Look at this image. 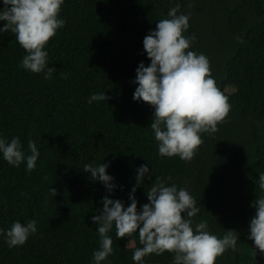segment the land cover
<instances>
[{
	"label": "trees",
	"instance_id": "1",
	"mask_svg": "<svg viewBox=\"0 0 264 264\" xmlns=\"http://www.w3.org/2000/svg\"><path fill=\"white\" fill-rule=\"evenodd\" d=\"M176 2L64 0L58 15L65 23L45 45L50 79L21 67L25 50L15 33H0V136L16 135L26 153L31 138L39 151L30 171L23 160L14 166L0 157V228L14 219L37 221V231L20 246L9 248L0 239V264H92L98 234L89 217L100 211L102 195L129 202L141 163L151 171L133 193L137 209L155 176L174 182L196 199L193 223L205 219L217 235L225 228L237 232L233 262L264 264L247 235L251 201L261 193L258 173L264 172V0H179L177 11L190 13L182 34H195L189 47L208 57L230 103L216 130L201 133L190 160L157 155L152 107L132 99L134 68L149 60L142 37ZM96 91H105L106 100L86 102ZM90 161H107L111 191L82 169ZM107 234L114 251L100 264H134L137 233L117 237L113 226ZM227 250L214 264H227ZM172 256L165 250L143 259L171 264Z\"/></svg>",
	"mask_w": 264,
	"mask_h": 264
},
{
	"label": "clouds",
	"instance_id": "2",
	"mask_svg": "<svg viewBox=\"0 0 264 264\" xmlns=\"http://www.w3.org/2000/svg\"><path fill=\"white\" fill-rule=\"evenodd\" d=\"M64 0H0V33L6 30L15 33V38L25 50L20 65L26 70L43 73L50 79L53 66L49 65L45 45L57 28L65 23L59 16ZM179 0L167 9L166 16L156 20L154 28L142 37L145 55L149 58L137 62L132 81L135 88L132 99L147 102L152 107L149 127L156 140L157 155H177L190 160L202 142L201 133L216 130L229 111L227 96L217 87L211 75L208 57L189 45L195 34L184 35L188 28V12H178ZM238 40L240 37H236ZM61 75H64L61 73ZM106 100L105 91L89 94L86 102ZM28 153L21 147L20 139L0 136V157L11 165L25 161V170L35 167L38 148L27 140ZM107 161L86 162L91 179L99 180L111 191L113 177L106 172ZM148 164H139L134 173L135 183L131 186L125 205L120 198L101 196V209L89 217L98 234V247L92 250V264H100L113 253L112 237L107 233L113 226L117 237L138 235L140 246L134 247L131 259L134 264H146L143 259L148 253L159 254L165 250L173 253L171 264H214L218 255L234 248L237 232L225 228L217 235L208 229L205 219L193 223L192 217L199 211L195 197L183 186L166 184L159 176L146 190L147 202L137 209L133 196L137 184L149 175ZM167 179V178H166ZM260 195L251 201L254 213L248 220L247 235L251 238L254 252L259 249L264 255V172L258 173ZM54 193L56 189L49 187ZM37 221L29 218L21 223L13 220L6 228H0V239L11 248L22 245L30 234L37 231Z\"/></svg>",
	"mask_w": 264,
	"mask_h": 264
},
{
	"label": "flooded vegetation",
	"instance_id": "3",
	"mask_svg": "<svg viewBox=\"0 0 264 264\" xmlns=\"http://www.w3.org/2000/svg\"><path fill=\"white\" fill-rule=\"evenodd\" d=\"M230 250L233 251L232 248H228V250L225 253V256L227 258V264H236L237 262H233L232 258L230 257Z\"/></svg>",
	"mask_w": 264,
	"mask_h": 264
},
{
	"label": "rangeland",
	"instance_id": "4",
	"mask_svg": "<svg viewBox=\"0 0 264 264\" xmlns=\"http://www.w3.org/2000/svg\"><path fill=\"white\" fill-rule=\"evenodd\" d=\"M247 231H248V229H247ZM256 250H259V249H256Z\"/></svg>",
	"mask_w": 264,
	"mask_h": 264
}]
</instances>
